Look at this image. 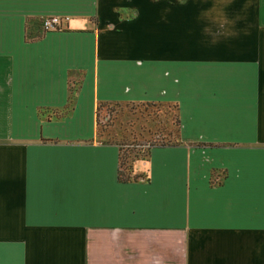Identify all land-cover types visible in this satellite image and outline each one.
<instances>
[{
  "label": "crops",
  "instance_id": "obj_1",
  "mask_svg": "<svg viewBox=\"0 0 264 264\" xmlns=\"http://www.w3.org/2000/svg\"><path fill=\"white\" fill-rule=\"evenodd\" d=\"M105 101L176 108L134 181ZM0 264H264V0H0Z\"/></svg>",
  "mask_w": 264,
  "mask_h": 264
},
{
  "label": "rangeland",
  "instance_id": "obj_2",
  "mask_svg": "<svg viewBox=\"0 0 264 264\" xmlns=\"http://www.w3.org/2000/svg\"><path fill=\"white\" fill-rule=\"evenodd\" d=\"M72 77V76H71ZM95 111V136L101 144L116 145L122 173H132L148 149L177 144L176 108L171 103L99 102ZM50 116H54L51 112Z\"/></svg>",
  "mask_w": 264,
  "mask_h": 264
},
{
  "label": "trees",
  "instance_id": "obj_3",
  "mask_svg": "<svg viewBox=\"0 0 264 264\" xmlns=\"http://www.w3.org/2000/svg\"><path fill=\"white\" fill-rule=\"evenodd\" d=\"M75 92V88L73 87V85H71V83L68 85V89H67V104L66 106L61 110V112H53L55 113V117H60L64 114H66L69 110V108L71 107V103H72V98H73V94ZM98 105L100 103H97ZM97 108V106H96ZM121 157L119 156V151H118V169H117V176L116 179L118 182H128V181H134L136 179V176H129V173H122L121 171Z\"/></svg>",
  "mask_w": 264,
  "mask_h": 264
},
{
  "label": "built area",
  "instance_id": "obj_4",
  "mask_svg": "<svg viewBox=\"0 0 264 264\" xmlns=\"http://www.w3.org/2000/svg\"><path fill=\"white\" fill-rule=\"evenodd\" d=\"M39 27L42 32L57 31L62 28V22L58 17H46L40 20Z\"/></svg>",
  "mask_w": 264,
  "mask_h": 264
}]
</instances>
